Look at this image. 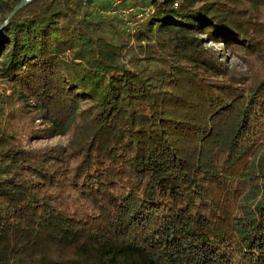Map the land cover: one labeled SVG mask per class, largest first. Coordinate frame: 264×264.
<instances>
[{
    "label": "trees",
    "instance_id": "trees-1",
    "mask_svg": "<svg viewBox=\"0 0 264 264\" xmlns=\"http://www.w3.org/2000/svg\"><path fill=\"white\" fill-rule=\"evenodd\" d=\"M112 1L0 27V264H264V0Z\"/></svg>",
    "mask_w": 264,
    "mask_h": 264
},
{
    "label": "rangeland",
    "instance_id": "rangeland-1",
    "mask_svg": "<svg viewBox=\"0 0 264 264\" xmlns=\"http://www.w3.org/2000/svg\"><path fill=\"white\" fill-rule=\"evenodd\" d=\"M122 2L124 3L118 6L117 8L118 10L115 13H111V14L115 16L117 15L118 17L122 18V20L124 21V25H122L120 28L126 29L127 31L131 33L135 30V25L137 24V22L143 18V15L140 13L142 9H133L130 11L127 9L128 7L124 6L128 3V1L123 0ZM110 32L111 30L110 28H108L106 31V34L109 36L111 35ZM199 35L203 36V33H200ZM114 37H116V35ZM206 45H211L216 48L221 47V43L214 42V41H208L206 42ZM226 59L228 60L229 63L233 64L235 66V69L237 70L244 69V67H247V64L244 62L243 59H240L237 55H232V53L226 52ZM33 121H34V125H38L39 127L43 126L40 120L34 119L31 122ZM32 130L33 129L28 128L27 131L19 133V136L21 137V140L26 147H44V146H49V145H54V144L64 145L68 142V140L70 139L71 133H72V129L70 128L63 134L46 136L44 134L42 135L34 134L32 133Z\"/></svg>",
    "mask_w": 264,
    "mask_h": 264
},
{
    "label": "built area",
    "instance_id": "built-area-1",
    "mask_svg": "<svg viewBox=\"0 0 264 264\" xmlns=\"http://www.w3.org/2000/svg\"><path fill=\"white\" fill-rule=\"evenodd\" d=\"M121 2V0H113L112 2H111V6L109 7V9H107V10H99L100 11V13L102 14V15H104V14H111V13H115L118 9V5H119V3ZM177 2H175V4H176ZM125 7H128L127 9L128 10H133V9H142V11H140V13L144 16L145 14H147L148 12H150V10L152 9V6H146V7H144V8H142V7H139V6H135V5H132V4H126V5H124ZM111 15H113V14H111ZM142 18V17H141Z\"/></svg>",
    "mask_w": 264,
    "mask_h": 264
},
{
    "label": "water",
    "instance_id": "water-1",
    "mask_svg": "<svg viewBox=\"0 0 264 264\" xmlns=\"http://www.w3.org/2000/svg\"><path fill=\"white\" fill-rule=\"evenodd\" d=\"M29 0H20L16 5L15 7L10 11V13L7 15L5 21L0 25L3 26L5 24V22L12 16V14L18 9L20 8L21 6H23L26 2H28Z\"/></svg>",
    "mask_w": 264,
    "mask_h": 264
}]
</instances>
